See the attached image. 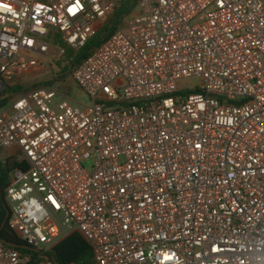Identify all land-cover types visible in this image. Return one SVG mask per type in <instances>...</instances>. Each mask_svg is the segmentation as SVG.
Returning a JSON list of instances; mask_svg holds the SVG:
<instances>
[{
    "label": "built area",
    "instance_id": "built-area-1",
    "mask_svg": "<svg viewBox=\"0 0 264 264\" xmlns=\"http://www.w3.org/2000/svg\"><path fill=\"white\" fill-rule=\"evenodd\" d=\"M122 1L0 0V94ZM71 76L90 105L40 85L0 108V150L27 163L8 225L39 252L0 240V264H56L73 233L96 264H264V0H139Z\"/></svg>",
    "mask_w": 264,
    "mask_h": 264
},
{
    "label": "trees",
    "instance_id": "trees-1",
    "mask_svg": "<svg viewBox=\"0 0 264 264\" xmlns=\"http://www.w3.org/2000/svg\"><path fill=\"white\" fill-rule=\"evenodd\" d=\"M138 2L139 0H123L119 9L107 18L96 36L91 38L87 45L79 51L67 47L59 34L54 35L51 42L59 48L65 49V54L62 55L61 59V65L63 66L61 70L65 73V76L72 75L73 70L90 55L92 50L105 42L122 25L125 18L138 6ZM16 93L19 92L13 87H9L1 93L0 108L6 104L11 95ZM26 167V161H21L16 157L14 159V157L9 156L5 161H0V240L6 244L26 245L16 232L10 229L8 225L10 215L7 217L5 209V206L8 207L5 189L10 182V176L15 170H24ZM16 248L32 254L36 259L39 256V252L36 250ZM47 256L56 264H96L90 244L79 233H73L63 239L47 253Z\"/></svg>",
    "mask_w": 264,
    "mask_h": 264
},
{
    "label": "rangeland",
    "instance_id": "rangeland-1",
    "mask_svg": "<svg viewBox=\"0 0 264 264\" xmlns=\"http://www.w3.org/2000/svg\"><path fill=\"white\" fill-rule=\"evenodd\" d=\"M52 44L50 54L47 56L35 55V57L41 59L44 64V68L31 75L24 76L12 86L16 88L19 93L11 95L3 106V108H9L12 102L19 96L20 93L29 89L35 88L40 85H46L57 91L58 93L64 94L75 101V105H90L91 99L89 96L80 88L78 83L73 79L71 75L65 76L62 72L63 66L61 65L62 55L59 53V47L56 44ZM65 76V77H63ZM201 85V81L197 78H188L180 80L177 83L178 89L183 94H190L196 92L197 87ZM15 157L19 159V152L17 149L2 151L0 153L1 161H5L8 157ZM91 162L86 163V167H90ZM12 175V174H11ZM11 178V176H10ZM8 204V203H7ZM8 208H10L8 204Z\"/></svg>",
    "mask_w": 264,
    "mask_h": 264
},
{
    "label": "water",
    "instance_id": "water-1",
    "mask_svg": "<svg viewBox=\"0 0 264 264\" xmlns=\"http://www.w3.org/2000/svg\"><path fill=\"white\" fill-rule=\"evenodd\" d=\"M0 161H1V159H0ZM5 209L7 211V217H8L10 215V209L6 206H5ZM8 245L13 246V247H20L22 249H27V250H31V251L36 250L35 248H33L27 244L26 245H16V244L8 243Z\"/></svg>",
    "mask_w": 264,
    "mask_h": 264
}]
</instances>
